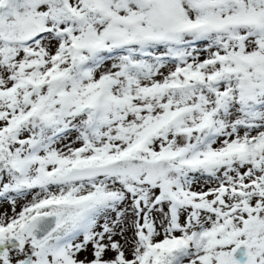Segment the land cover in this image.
Segmentation results:
<instances>
[{"label": "snow or ice", "instance_id": "6c2138e0", "mask_svg": "<svg viewBox=\"0 0 264 264\" xmlns=\"http://www.w3.org/2000/svg\"><path fill=\"white\" fill-rule=\"evenodd\" d=\"M0 264H264V0H0Z\"/></svg>", "mask_w": 264, "mask_h": 264}]
</instances>
